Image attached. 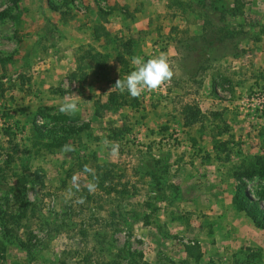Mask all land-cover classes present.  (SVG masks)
Masks as SVG:
<instances>
[{"label":"rangeland","instance_id":"374dc122","mask_svg":"<svg viewBox=\"0 0 264 264\" xmlns=\"http://www.w3.org/2000/svg\"><path fill=\"white\" fill-rule=\"evenodd\" d=\"M161 51L170 81L95 115ZM185 104L202 120L183 125ZM255 155L264 0H0V264H264V230L231 202ZM242 180L264 207V179Z\"/></svg>","mask_w":264,"mask_h":264},{"label":"trees","instance_id":"16d2710c","mask_svg":"<svg viewBox=\"0 0 264 264\" xmlns=\"http://www.w3.org/2000/svg\"><path fill=\"white\" fill-rule=\"evenodd\" d=\"M10 1L12 3L15 2V0H10ZM218 10H219V20L221 21L224 18V14L221 7H219ZM219 36H220L219 39L223 37L222 35ZM91 56L101 57V54H91ZM98 59L96 58V61H100ZM119 63L125 65V62L122 57H119ZM99 65L102 66V62H100ZM134 100L135 98H132L131 101L133 102L130 103V100H128V98H126L125 96L121 95V93L118 90L111 91L108 94L105 101L101 103L96 102L97 104H95L96 106L94 110L95 115L104 112V110L108 111L113 108H116L118 104L132 106L134 104ZM211 114L217 116L219 113L211 112ZM181 115L183 121L182 123L185 126H189L194 122L201 121L203 117V115L200 113V110L196 105L191 106L189 104H185L182 107ZM223 129H224L223 131H226L225 127ZM47 132H49V130H46V133ZM220 145H222V143H220ZM160 163H161L160 159L151 158L148 162L144 164V167L141 169V175L148 176L150 181L153 182L154 186L159 184L162 178L161 175L164 173V169L158 167ZM159 169L160 172L158 171ZM231 175L234 179L233 193L231 196V202L233 206L237 210L244 212V214L251 220L254 226L264 230V207L259 203V201L253 200L248 195V193L245 191V184L242 180L243 178L251 179L255 176L264 179V155L253 156L252 160H250L245 166L233 170ZM107 177L106 174L104 173L105 180L107 179Z\"/></svg>","mask_w":264,"mask_h":264},{"label":"clouds","instance_id":"9594fccd","mask_svg":"<svg viewBox=\"0 0 264 264\" xmlns=\"http://www.w3.org/2000/svg\"><path fill=\"white\" fill-rule=\"evenodd\" d=\"M130 63L133 70L123 79L118 78L112 87L121 94L127 92L132 98H139L146 91H158L175 75L169 54L164 51L148 59L139 55L133 56ZM79 110V101L76 99L66 98L58 106V111L65 115H75ZM118 147V144H111L113 152H116ZM63 150L73 151L74 149L70 145H64ZM85 171L92 172L93 170L85 165ZM73 179L75 180L76 178L74 177ZM93 188L94 185L90 184V191Z\"/></svg>","mask_w":264,"mask_h":264}]
</instances>
